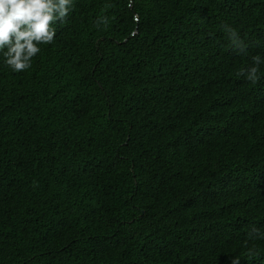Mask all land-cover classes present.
I'll list each match as a JSON object with an SVG mask.
<instances>
[{"label": "trees", "instance_id": "16d2710c", "mask_svg": "<svg viewBox=\"0 0 264 264\" xmlns=\"http://www.w3.org/2000/svg\"><path fill=\"white\" fill-rule=\"evenodd\" d=\"M52 27L27 71L0 52V264H264V63L237 75L264 0H73Z\"/></svg>", "mask_w": 264, "mask_h": 264}, {"label": "clouds", "instance_id": "9594fccd", "mask_svg": "<svg viewBox=\"0 0 264 264\" xmlns=\"http://www.w3.org/2000/svg\"><path fill=\"white\" fill-rule=\"evenodd\" d=\"M72 7L73 0H0V52L5 64L15 72L31 68L33 58L41 52L40 45L51 44L55 40L56 29L52 25L64 21ZM95 23L97 27L107 25L108 17L101 15ZM222 27L230 46L245 52L247 45L237 31L228 25ZM252 59L254 66L240 69L237 75L255 84L260 78L259 65L264 60L259 55ZM249 235L264 239V234L255 228ZM232 264H240L239 258H233Z\"/></svg>", "mask_w": 264, "mask_h": 264}]
</instances>
